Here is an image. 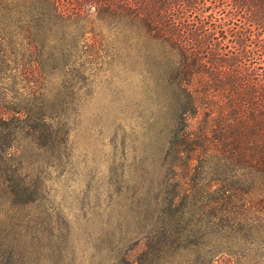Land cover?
Here are the masks:
<instances>
[{
    "label": "rangeland",
    "instance_id": "obj_1",
    "mask_svg": "<svg viewBox=\"0 0 264 264\" xmlns=\"http://www.w3.org/2000/svg\"><path fill=\"white\" fill-rule=\"evenodd\" d=\"M52 22L44 65L0 63L36 126L0 153V264H264L263 227L207 208V157L169 155L177 107L145 50L94 13Z\"/></svg>",
    "mask_w": 264,
    "mask_h": 264
},
{
    "label": "trees",
    "instance_id": "obj_2",
    "mask_svg": "<svg viewBox=\"0 0 264 264\" xmlns=\"http://www.w3.org/2000/svg\"><path fill=\"white\" fill-rule=\"evenodd\" d=\"M92 13L127 33L129 47L145 50L149 76L167 81L177 107L168 153L207 157V208L264 228V0H0V63L10 54L30 75L46 63L38 32ZM0 108L2 153L20 125L33 136L36 126L26 107L0 97Z\"/></svg>",
    "mask_w": 264,
    "mask_h": 264
}]
</instances>
